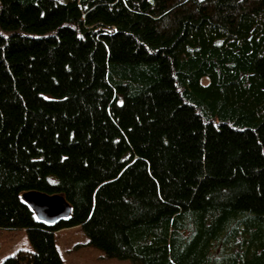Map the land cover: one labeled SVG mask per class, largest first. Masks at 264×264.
I'll use <instances>...</instances> for the list:
<instances>
[{
    "label": "trees",
    "instance_id": "trees-1",
    "mask_svg": "<svg viewBox=\"0 0 264 264\" xmlns=\"http://www.w3.org/2000/svg\"><path fill=\"white\" fill-rule=\"evenodd\" d=\"M62 194L37 218L22 194ZM138 264H264V0H0V229Z\"/></svg>",
    "mask_w": 264,
    "mask_h": 264
},
{
    "label": "rangeland",
    "instance_id": "rangeland-1",
    "mask_svg": "<svg viewBox=\"0 0 264 264\" xmlns=\"http://www.w3.org/2000/svg\"><path fill=\"white\" fill-rule=\"evenodd\" d=\"M66 3L72 0H58ZM56 245L65 264H138L131 259L107 257L100 248L89 244L82 227L74 226L56 232ZM33 251L25 228L0 229V263L18 251Z\"/></svg>",
    "mask_w": 264,
    "mask_h": 264
},
{
    "label": "water",
    "instance_id": "water-1",
    "mask_svg": "<svg viewBox=\"0 0 264 264\" xmlns=\"http://www.w3.org/2000/svg\"><path fill=\"white\" fill-rule=\"evenodd\" d=\"M22 200L35 212L37 218L49 224L71 216L72 206L62 194H48L30 190L22 194Z\"/></svg>",
    "mask_w": 264,
    "mask_h": 264
}]
</instances>
